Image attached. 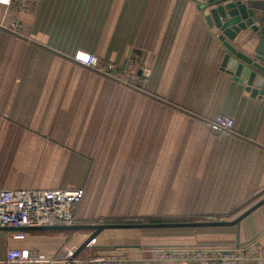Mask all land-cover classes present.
Returning a JSON list of instances; mask_svg holds the SVG:
<instances>
[{
  "label": "crops",
  "instance_id": "1",
  "mask_svg": "<svg viewBox=\"0 0 264 264\" xmlns=\"http://www.w3.org/2000/svg\"><path fill=\"white\" fill-rule=\"evenodd\" d=\"M203 2L34 0L22 13L0 2V190L66 188L9 182L3 163L65 162L73 155L85 164L80 178L103 180L93 194L126 195L120 210L136 217L159 212L167 221L158 222H231L262 200L264 95L253 97L223 68L227 51ZM254 42L235 43L251 53ZM80 51L116 66L118 80L77 64ZM132 57L142 83L120 87ZM222 116L234 121L231 131L217 127ZM85 197L86 190L74 213L87 210L79 207ZM98 224L110 223L82 225ZM17 232L0 231V264L9 249L57 260L91 235L23 231L25 239H9ZM255 241L264 247V205L229 227L106 230L79 257L120 250L122 264H177L154 260L150 250Z\"/></svg>",
  "mask_w": 264,
  "mask_h": 264
},
{
  "label": "built area",
  "instance_id": "2",
  "mask_svg": "<svg viewBox=\"0 0 264 264\" xmlns=\"http://www.w3.org/2000/svg\"><path fill=\"white\" fill-rule=\"evenodd\" d=\"M10 8H18L19 12H29L34 0H0ZM17 16L16 12L13 13ZM17 24L13 23L15 28ZM73 60L88 69L115 77L118 68L103 62L94 54L83 51L77 52ZM140 62L132 57L124 68L119 81L126 86L137 87L141 82ZM216 125L223 131H231L234 121L226 116L219 117ZM85 191L81 188H38V189H8L0 190V231L3 228L51 227L72 226L77 224L73 207L84 197ZM17 231V230H16ZM25 233H9V239L23 240ZM93 243L91 242L89 246ZM154 260L161 262H175L177 264H239L251 261L264 264V247L252 242L246 245L231 247H184V248H154L150 250ZM72 250L57 260H49L36 251L9 249L5 264H65L72 256ZM125 254L120 250L104 253H95L86 258L74 260L73 264H122Z\"/></svg>",
  "mask_w": 264,
  "mask_h": 264
},
{
  "label": "water",
  "instance_id": "3",
  "mask_svg": "<svg viewBox=\"0 0 264 264\" xmlns=\"http://www.w3.org/2000/svg\"><path fill=\"white\" fill-rule=\"evenodd\" d=\"M207 20L219 32V40L227 51L223 68L235 75V79L246 84L253 97L264 95V0H204ZM252 47L254 52L238 50L236 41ZM264 205V198L231 222H160L133 224H98L51 227L3 228L1 231H91L87 240L74 252L65 264H73L92 241L106 230H157L199 227H229L239 224L244 218ZM58 264V263H55Z\"/></svg>",
  "mask_w": 264,
  "mask_h": 264
},
{
  "label": "rangeland",
  "instance_id": "4",
  "mask_svg": "<svg viewBox=\"0 0 264 264\" xmlns=\"http://www.w3.org/2000/svg\"><path fill=\"white\" fill-rule=\"evenodd\" d=\"M91 70V69H90ZM93 72H96L98 74L106 75L101 72H97L95 70H92ZM110 80L111 77L109 78ZM114 81V80H112ZM115 82V81H114ZM142 82H139L141 84ZM120 87L123 88H129L128 86L124 85L123 83H117ZM25 154V152L23 153ZM36 155V154H33ZM38 156H43L42 153L38 154ZM15 157V156H14ZM16 158H31V157H25V156H17ZM52 158V157H51ZM63 160L65 159L64 156L61 157ZM69 158H72L73 160H76V162H68ZM53 160L55 157L52 158ZM80 158L77 156L69 157V155L66 156L65 162H57L50 161V162H14V164H4L3 163V177H5L9 182H17V183H27L34 181H39L40 184L44 182H53L55 184H64L66 188H81L84 191L86 190V197L83 200L84 202L79 206L83 210L86 207L87 210L83 213L79 212V209H77L74 213L75 220L77 224H84L88 221H93L96 223H150L155 221H167L166 218L162 217L160 214L155 216H151V214L146 215L145 217H136L137 212H125L120 210V207H127V196L126 195H112V194H105V195H98L93 194V191L95 190V184L96 182H102L101 179H83L80 178V176L83 174V167L84 163L79 161ZM94 169L97 167L95 164H92ZM88 167L91 168V164H87ZM22 170L25 171V174L22 173ZM36 172V174L34 173ZM37 173L44 176V178L41 179H35L37 176ZM35 174V175H33ZM94 174V173H93ZM6 175V176H5ZM33 175V176H32ZM110 181V180H109ZM105 182V180H104ZM64 186V187H65ZM85 195V194H84ZM115 198V201H114ZM90 202H92L90 204ZM83 205V206H82ZM78 208V207H77ZM86 215V217H85ZM85 217V218H84ZM88 219V221H87ZM122 234V235H121ZM136 234H139L137 232ZM163 234V233H161ZM121 236H126V233H120ZM153 235L151 234L149 236L151 238Z\"/></svg>",
  "mask_w": 264,
  "mask_h": 264
},
{
  "label": "trees",
  "instance_id": "5",
  "mask_svg": "<svg viewBox=\"0 0 264 264\" xmlns=\"http://www.w3.org/2000/svg\"><path fill=\"white\" fill-rule=\"evenodd\" d=\"M151 223H160V222H158V221H155V222H151ZM119 231H121V230H119Z\"/></svg>",
  "mask_w": 264,
  "mask_h": 264
}]
</instances>
